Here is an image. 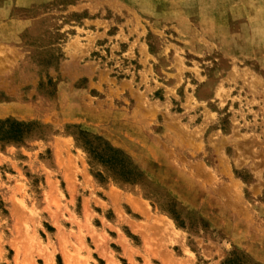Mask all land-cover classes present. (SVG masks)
<instances>
[{
  "label": "rangeland",
  "instance_id": "374dc122",
  "mask_svg": "<svg viewBox=\"0 0 264 264\" xmlns=\"http://www.w3.org/2000/svg\"><path fill=\"white\" fill-rule=\"evenodd\" d=\"M4 119L0 264H264V0H0Z\"/></svg>",
  "mask_w": 264,
  "mask_h": 264
},
{
  "label": "trees",
  "instance_id": "16d2710c",
  "mask_svg": "<svg viewBox=\"0 0 264 264\" xmlns=\"http://www.w3.org/2000/svg\"><path fill=\"white\" fill-rule=\"evenodd\" d=\"M36 126L34 122L16 121L13 119L0 120V142H20L24 136ZM81 146L87 152L89 163L99 162L116 173V177L123 181L134 182L141 175L125 154L109 145L100 136H80ZM96 176L101 177L100 173Z\"/></svg>",
  "mask_w": 264,
  "mask_h": 264
}]
</instances>
